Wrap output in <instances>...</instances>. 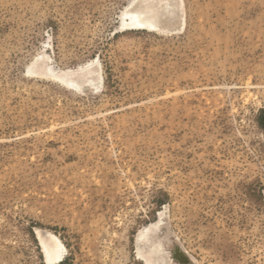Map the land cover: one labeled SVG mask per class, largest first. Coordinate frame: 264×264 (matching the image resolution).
<instances>
[{"label":"rangeland","instance_id":"rangeland-1","mask_svg":"<svg viewBox=\"0 0 264 264\" xmlns=\"http://www.w3.org/2000/svg\"><path fill=\"white\" fill-rule=\"evenodd\" d=\"M131 1L0 0V264L43 231L57 264H264V0H181L171 33L121 29Z\"/></svg>","mask_w":264,"mask_h":264},{"label":"bare ground","instance_id":"bare-ground-1","mask_svg":"<svg viewBox=\"0 0 264 264\" xmlns=\"http://www.w3.org/2000/svg\"><path fill=\"white\" fill-rule=\"evenodd\" d=\"M133 2L135 3L133 4ZM120 16L119 27L121 29H142L152 32L169 31L171 33L181 31L184 25L181 0H132L125 9L122 10ZM98 61V59L93 60L92 63H87L78 69H67L64 70L61 75H57L51 63L44 57L38 63V69L36 71L33 72L28 67V74L57 79L65 87L76 91H82L83 85L87 86L89 89L95 90L97 83L103 80ZM92 64L96 65L92 69H89ZM36 229L37 233L40 235L39 228ZM42 233L45 235L47 242V245L44 246L42 251L44 254V263L57 264L66 254L67 248L56 234L48 231H43ZM158 250V248L155 249L153 254L156 255ZM176 256L181 260L183 259L184 262L186 261L181 253H177ZM163 258L166 259V256Z\"/></svg>","mask_w":264,"mask_h":264}]
</instances>
